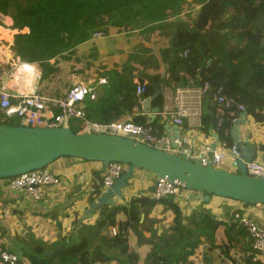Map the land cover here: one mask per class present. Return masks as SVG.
Listing matches in <instances>:
<instances>
[{
  "label": "trees",
  "instance_id": "trees-1",
  "mask_svg": "<svg viewBox=\"0 0 264 264\" xmlns=\"http://www.w3.org/2000/svg\"><path fill=\"white\" fill-rule=\"evenodd\" d=\"M184 11L189 17L192 12L194 17L188 21L170 22V17L175 18ZM0 15L9 17L11 29L16 31L9 47L12 54L22 63H37L42 73L41 81L47 82L57 70L49 60L54 59L53 63L59 60L69 62L71 57L66 53H72L75 46L86 40L91 41L96 32L106 35L112 28L117 33L159 30L162 37H168L165 48L160 51L164 66L162 75H145L133 83V70L126 65L109 67L110 77L105 76L104 71L98 75L106 80L102 85L104 90L97 92L93 101L87 100L93 102L91 106H84V115L92 122L111 123L130 112L138 103L137 84L145 83L142 97L146 98L157 93L165 83L183 87L191 80L192 86L200 87L210 77L216 87H222L224 95L243 104L247 116L255 124L264 125V0H0ZM184 51L187 54L181 57ZM147 58L145 56L144 61ZM80 70L75 69L76 72ZM165 73L169 74L168 80H164ZM151 104L161 111L162 92ZM134 122L145 124V118L137 116ZM0 124L18 126L13 118L3 114H0ZM155 124L153 121L149 126L154 128ZM211 129L223 139L222 133L229 129V121L227 116L216 115L213 104L203 106L202 102L200 131L207 135ZM71 131L80 133L75 125ZM225 140L231 145L229 136ZM259 148L264 153V146ZM96 190H99L98 186ZM156 203L165 204L171 211L173 235L162 238L160 245H156V250L163 245L169 250L154 252L152 264H191L189 257L200 243V236H204L211 248L214 247V234L225 224L209 214H201L198 216L200 220L196 221L197 213H194L184 226L181 211L172 199L166 197L158 201L140 197L132 201L128 209L121 206L105 208L93 225L82 226V229H94V236L125 252L127 238L124 230L129 221L138 222L139 213L146 212ZM121 210L127 221L117 224L115 217ZM236 212L241 213L240 210ZM235 226L231 223L223 230L230 241L236 240L231 235ZM112 227L117 233L106 240L105 232ZM43 245L38 242L27 245L29 264H88L90 259H105L98 248L91 250L86 238L68 244L63 238L62 250L49 256ZM223 255L229 261H235L228 248ZM0 264L5 263L0 261ZM244 264H251L250 256L245 258Z\"/></svg>",
  "mask_w": 264,
  "mask_h": 264
},
{
  "label": "crops",
  "instance_id": "crops-1",
  "mask_svg": "<svg viewBox=\"0 0 264 264\" xmlns=\"http://www.w3.org/2000/svg\"><path fill=\"white\" fill-rule=\"evenodd\" d=\"M0 24H2L0 26V63L3 64L1 66H4L8 59L15 57L9 47L16 31L11 29L12 21L7 16L0 15ZM110 30L114 31L113 28ZM114 33L116 35L113 32H108L104 36L115 41L120 39L125 46L120 45L114 50L115 52L119 51V53L116 52V55H112L108 68L121 67L123 65H126V67L130 66L133 70V83H136L139 77L145 75H162L164 66L160 60V51L165 48L167 40H164L165 37H162L163 34H160L159 30L142 33L140 30ZM140 36L144 37L145 42H150V44L143 46V54L142 51H137L140 44H145ZM94 39L92 37L91 42ZM136 48L137 50H135ZM145 56H148L146 61H144ZM168 78L169 74L165 73L164 80H168ZM144 82L147 81L145 80ZM42 87L49 92V86ZM172 89L173 85L171 84L162 86L163 102L164 97L169 95ZM202 102L203 106L205 103L210 104L206 97ZM150 107L154 108L152 104H150ZM123 116L124 114L120 118ZM139 117L145 118L149 123L155 121V130L168 136L163 130L164 124H172L168 117L159 114L152 117L149 112L142 111V107L139 109ZM72 122L80 130V122L78 120ZM212 133H214L212 129L207 135L200 131V117L191 116L184 119L180 128V139L184 144L181 150L186 152L190 142L193 149L197 150L201 146H210L211 142H213ZM246 133H251L249 142L257 146H264V125L255 124L247 117V124L240 128L241 137ZM225 153L228 154L227 151ZM258 157L260 159L264 158V153L261 150L258 152ZM230 160L229 155H227L221 166L234 168ZM103 166L100 162L84 161L78 158H59L53 161L47 166V169L57 177V183L46 187L44 196L39 201L22 199L20 194L9 191L4 186L3 181L0 180V249L17 255L19 258L18 264H29L26 247V239L30 240L28 239L29 237H32V242H37L42 238L39 242H42L44 247L45 245L50 247L47 249L50 251L61 249L60 243L63 238L66 244L77 243L86 238L90 241L91 250L98 248L105 256V259H97L95 261L90 259L88 264H152L154 252L165 253L166 250H169L164 245L156 250V245L162 241V238L173 235L172 230H170L172 213L165 204L156 203L146 212L142 211L139 213L138 222L129 221L128 226L124 230L127 238L125 252L121 251L119 247H111V242L108 241L109 243H107L104 239L101 240L94 236L96 232L94 229H82V226L94 224V221L98 218L97 213L92 214L90 219L81 222L80 226L77 225L79 216L82 214L83 209L87 207L90 196L102 179ZM154 181L155 176L152 174L144 170H135L131 180L123 189L121 198L116 199L115 206L128 209L131 204L130 201L140 197H148V194L152 191ZM195 195L191 193L190 204L193 206L189 205V199L187 201L180 198L177 200L167 198L168 200L172 199L173 203L181 211L182 224L187 226V218L197 213L196 221L200 220L198 216L201 214H209L213 219L215 217L217 222L224 223L225 226L219 227L215 232L214 247L212 248L207 244L204 236L199 237L200 243L189 257L191 264H244L245 258L251 254V241L246 235V230L233 221L232 215L240 210L264 231V206L244 208L240 202L216 197L212 198L208 203L202 204L201 201L195 199ZM115 219L117 224L124 223L127 221V216L121 210L120 213H117ZM228 223L236 225L231 233L232 236L236 237V240L232 239L230 241L223 232L226 226H229ZM25 231L34 235L30 236L27 234L26 236L24 234ZM234 233L237 234L235 235ZM110 236H112L110 231L106 230V240H109ZM27 245L29 244L27 243ZM224 248L229 249L230 256L235 261H229L223 255Z\"/></svg>",
  "mask_w": 264,
  "mask_h": 264
},
{
  "label": "built area",
  "instance_id": "built-area-1",
  "mask_svg": "<svg viewBox=\"0 0 264 264\" xmlns=\"http://www.w3.org/2000/svg\"><path fill=\"white\" fill-rule=\"evenodd\" d=\"M101 37H103L101 32L93 34V38ZM186 54L187 51H184L180 56L185 57ZM1 65L3 64L0 63V114L13 118L18 126L69 128L73 120H79L80 132L119 136L163 152L178 156L185 154L189 159H197L201 165L210 164L212 167L217 168H221L222 161L229 155L231 164L234 168L237 167L238 153L232 144H228L225 138L229 136L230 128L239 118L240 113L245 111V107L235 98L224 95L222 87H212L207 79L202 82L200 87L192 86L191 80H188L187 85L183 87H173L171 93L164 97L161 111H158L159 115L168 117L179 130L184 119L191 116L200 117L202 100L205 97L215 107V113L218 117L227 116L229 129L223 131V139L219 137L213 150H210L209 145L201 146L199 150L193 149L191 142H188V150L184 152L181 150L184 144L180 139V131L179 137L176 139L178 146L173 148L170 145L168 136L149 126L147 120H145V124L134 122V119L139 116L140 99L130 112H126L117 121L97 123L88 120L84 115L85 101H93L96 98L98 90L96 85H104L106 83L105 78H99L96 85L93 83L74 84L61 94L54 95L42 87V73L37 63H22L17 57H13L8 59L4 66ZM25 68H29L30 72L20 71ZM144 90L145 83L137 84L135 95L138 98L142 97ZM219 126L220 119L216 124L217 128ZM213 132L217 134L216 131ZM244 167L248 176L264 178V158L256 157L250 162L244 163ZM126 169L127 165L117 162H110L103 166L102 179L97 184L98 189L102 191L108 189L113 181ZM1 181L9 191L20 194L22 199L39 201L44 196L45 188L57 183V177L46 167ZM191 193L195 194L181 188L173 181L155 177L148 198L154 201L167 196L176 200L180 198L188 201L189 199V205L193 206L190 204ZM251 207L258 208L259 206L254 205ZM232 219L245 228L250 238V263L264 264V231L243 213L235 212ZM110 233L112 236L116 235L115 227L110 228ZM0 261L5 264H18L19 258L7 250H2L0 251Z\"/></svg>",
  "mask_w": 264,
  "mask_h": 264
},
{
  "label": "water",
  "instance_id": "water-1",
  "mask_svg": "<svg viewBox=\"0 0 264 264\" xmlns=\"http://www.w3.org/2000/svg\"><path fill=\"white\" fill-rule=\"evenodd\" d=\"M207 80L212 87L216 86L210 77ZM160 92L161 89H158L152 96L139 97L142 111L149 112L152 117L158 114V109L151 108L150 104ZM247 117L246 111L241 112L229 131L231 144L238 153L236 172L212 167L210 164L201 165L197 159H189L185 154L178 156L163 152L119 136L73 133L68 127L31 128L0 124V180L46 168L63 157L100 162L104 166L110 162L127 165L126 171L108 189L94 190L87 207L79 216L78 226L90 219L92 214H99L105 208L115 206L116 199L121 198L135 170H144L155 177L173 181L181 188L194 192L195 199L203 203L216 197L243 205L264 206V178L248 176L244 167V163L255 159L260 152L259 146L249 142L251 133L242 137L240 135V128L247 124ZM163 130L168 134L170 145L177 147L179 128L166 123ZM211 137L213 142L209 148L213 150L219 136L212 133ZM60 250H54L52 254Z\"/></svg>",
  "mask_w": 264,
  "mask_h": 264
},
{
  "label": "rangeland",
  "instance_id": "rangeland-1",
  "mask_svg": "<svg viewBox=\"0 0 264 264\" xmlns=\"http://www.w3.org/2000/svg\"><path fill=\"white\" fill-rule=\"evenodd\" d=\"M21 1H23V0H21ZM187 14H189V13L187 11H184L182 14H180L179 16H177L175 18L170 17V22H175L178 20L188 21V19L190 17L191 18L194 17V14L192 12L190 13V17ZM107 32H113V34H115L114 32H116V31L115 30L111 31L109 29V30H107ZM104 35L105 34L103 33V37L95 38L97 40L94 39L92 42L89 40H86L85 42L75 46L74 49L72 50V53H70V54L66 53L67 56L71 57V60L69 62L64 61V60H59V61H55V63H53L54 59L49 60V63L54 64L57 67V70H56L55 74L53 75L51 81L47 82V81L43 80L41 82V85L42 86H46V85L49 86V92L51 94L53 93V94L58 95V94H61L62 92H64L65 90H67L69 87H71L74 84L93 83L94 85H96V81L98 80V75L101 74V72H103V71L105 73V76L110 77L111 73L108 71V65L110 64L109 61H111L112 55H116V52L119 53V51L115 52L114 50L118 46L124 45V44H123L122 40H120V39L115 41L113 39L105 37ZM149 36H151V35H149ZM92 37H93V34L91 36V39H92ZM140 37H141V40H143V42L145 44L142 43L139 45L138 50H137V48L135 49L138 52L144 50L143 46H145L146 44H150L149 41H147V42L144 41L143 36H140ZM167 38L168 37H165L164 40H167ZM99 50H102L104 52L99 51ZM153 59H155V58H153ZM132 63H136V62H132ZM153 63H155V62H153ZM116 64H119V63H116ZM78 68L81 69L80 70L81 72L75 71V69L77 70ZM169 84L165 83L164 85H169ZM96 87L98 89V91H97L98 93L102 92L104 90L103 86H97L96 85ZM85 104L88 106H91L93 104V102H88L86 100ZM73 126H74V124H73V122H71L70 128L72 130H73ZM222 168L227 170V171H230V172H236V168H232V167H229V168L222 167ZM131 202L132 201H130V203ZM120 212L121 211H119V213ZM100 214H98V216ZM24 234L26 236H27V234L30 236L34 235V234H30L27 231H25ZM28 239H30V240L26 239V241H27L26 247H27V243L29 245L32 243V237H29ZM41 239L42 238H40L39 241H41ZM39 241H37V242L43 245V243L39 242ZM44 248H45V250H47L50 247H47V245H45ZM48 251L49 252H47L46 255L47 256L52 255L53 250L52 251L48 250Z\"/></svg>",
  "mask_w": 264,
  "mask_h": 264
},
{
  "label": "bare ground",
  "instance_id": "bare-ground-1",
  "mask_svg": "<svg viewBox=\"0 0 264 264\" xmlns=\"http://www.w3.org/2000/svg\"><path fill=\"white\" fill-rule=\"evenodd\" d=\"M22 70H26L27 72H30V69L29 68L21 69L20 71H22Z\"/></svg>",
  "mask_w": 264,
  "mask_h": 264
}]
</instances>
